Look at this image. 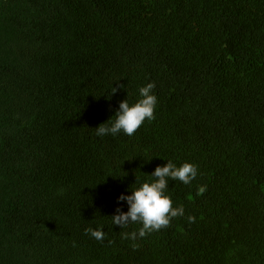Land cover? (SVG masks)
<instances>
[{
  "label": "trees",
  "instance_id": "obj_1",
  "mask_svg": "<svg viewBox=\"0 0 264 264\" xmlns=\"http://www.w3.org/2000/svg\"><path fill=\"white\" fill-rule=\"evenodd\" d=\"M0 31V264H264V0H0ZM150 82L155 119L98 136ZM168 160L184 215L124 238Z\"/></svg>",
  "mask_w": 264,
  "mask_h": 264
},
{
  "label": "clouds",
  "instance_id": "obj_2",
  "mask_svg": "<svg viewBox=\"0 0 264 264\" xmlns=\"http://www.w3.org/2000/svg\"><path fill=\"white\" fill-rule=\"evenodd\" d=\"M156 85L154 82L139 88L140 99L134 104H129L128 100L120 102L119 109L115 113V120L109 124L111 118L96 128L98 136L112 135L123 132L127 136H132L145 120L155 119L154 112L158 103L157 96L154 93ZM117 91L113 87V93ZM198 173V166L185 162L177 167L175 163L168 160L166 164L157 166L150 174L154 179L151 182H144L139 188L131 191L130 195L121 194L117 203L124 202L128 206L127 212L117 208L113 215V225L120 228L126 227L130 223H140L141 228L138 232L125 233L124 238L135 240L137 235L145 237L153 231H158L163 227L169 226L171 220L184 215V207L173 206V200L170 195H166L168 189V180H179L187 185L193 181ZM205 188H199V192H204ZM189 222H194L195 217L189 216ZM86 234L100 240L103 238L102 229L85 230Z\"/></svg>",
  "mask_w": 264,
  "mask_h": 264
},
{
  "label": "rangeland",
  "instance_id": "obj_3",
  "mask_svg": "<svg viewBox=\"0 0 264 264\" xmlns=\"http://www.w3.org/2000/svg\"><path fill=\"white\" fill-rule=\"evenodd\" d=\"M12 45L8 35L0 31V59H8L12 55Z\"/></svg>",
  "mask_w": 264,
  "mask_h": 264
}]
</instances>
